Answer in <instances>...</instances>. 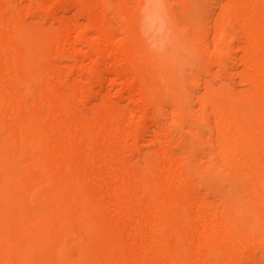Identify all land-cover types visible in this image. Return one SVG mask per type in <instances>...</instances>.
<instances>
[{
	"label": "bare ground",
	"instance_id": "obj_1",
	"mask_svg": "<svg viewBox=\"0 0 264 264\" xmlns=\"http://www.w3.org/2000/svg\"><path fill=\"white\" fill-rule=\"evenodd\" d=\"M0 264H264V0H0Z\"/></svg>",
	"mask_w": 264,
	"mask_h": 264
}]
</instances>
